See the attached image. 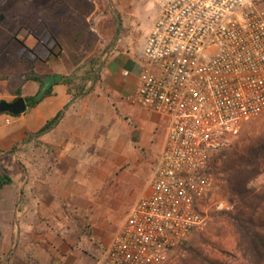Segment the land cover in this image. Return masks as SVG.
<instances>
[{
	"label": "built area",
	"instance_id": "obj_1",
	"mask_svg": "<svg viewBox=\"0 0 264 264\" xmlns=\"http://www.w3.org/2000/svg\"><path fill=\"white\" fill-rule=\"evenodd\" d=\"M153 2L128 102L165 117L164 140L143 193L95 264H164L213 213L231 211L211 163L264 116V0Z\"/></svg>",
	"mask_w": 264,
	"mask_h": 264
},
{
	"label": "rangeland",
	"instance_id": "obj_2",
	"mask_svg": "<svg viewBox=\"0 0 264 264\" xmlns=\"http://www.w3.org/2000/svg\"><path fill=\"white\" fill-rule=\"evenodd\" d=\"M5 10H8L9 18L17 16L21 24L15 25L16 22L7 18L0 22V46L11 36L22 37L24 28L42 35L39 30L42 22L37 24L34 21L49 12L58 18V25L63 23L67 29H75L74 34L80 39L76 50L69 46L68 40L61 38V47L53 48L55 52L60 50L58 56L50 57L48 64L39 62L36 66L42 73L62 76H68L74 70L71 63L78 58L81 60V72L86 69V64L88 66L87 61L91 60L96 67L105 64L111 55H117L118 52L127 51L131 55L134 49L142 50L157 16L153 0H0V12ZM7 51L11 54L19 53L15 42H11ZM37 51L40 52V49ZM62 87L64 85L60 84L56 89ZM57 99L54 97L48 102L50 109L58 108L60 103ZM120 102L117 113L112 112L111 129H114V134L111 143L118 140L114 153L126 158L127 167L121 174L119 172L125 165H117L115 158L108 155V135L104 131L103 156H92V149L88 148L84 157L71 158V164L82 171L77 179L66 183L63 188L57 181L54 185L56 197H53L51 205H37L33 207L34 210L29 206L27 218L18 221L16 213L20 210V200L14 201L11 210L8 205V199L16 198L15 194L20 192H16L18 182L31 181L32 171L38 167H49L47 176L57 180L63 175L58 168L62 170L68 166V159L50 156L47 152L40 156L37 151L47 148L39 147L38 142L33 147L34 143L31 142L18 145L14 153H8L5 162L0 163L13 180L11 186L0 191V254H11L12 248L8 251L2 249L12 244L15 246L18 240L23 241L22 238H9V233L16 227L21 231L34 229L37 233L41 232V235L47 233L50 242L55 238L56 241L62 240L75 247L68 256V264H93L91 260L95 262L99 258L100 252L96 249L107 246L117 235L128 207L144 191L146 172L137 168L136 162L139 160L135 157V145L131 137L138 136L142 142L153 134L159 137V132L153 130L156 120H159L156 116L129 106L125 95ZM105 124L97 127L100 132L107 128ZM249 159L252 160L251 165L235 171L242 167L238 161ZM234 164L237 165L235 168ZM211 171L216 181V192L221 199L234 205V210H250L256 218H264V116L256 117L240 128L229 148L214 157ZM227 172L230 173L226 175ZM36 173L34 175L40 178L42 174ZM225 177L231 180V190L224 185ZM214 214L203 233L191 237L188 245L176 246L164 264H182L179 258H189L194 250L208 257H217L215 243L218 238L215 234L221 237L225 235V224L229 218L225 214ZM231 214L237 215V211L232 209ZM106 238L110 239L106 241ZM85 252L87 257L83 254ZM50 255V264H54L59 256H64L59 253ZM65 263L62 258L59 264Z\"/></svg>",
	"mask_w": 264,
	"mask_h": 264
},
{
	"label": "crops",
	"instance_id": "obj_3",
	"mask_svg": "<svg viewBox=\"0 0 264 264\" xmlns=\"http://www.w3.org/2000/svg\"><path fill=\"white\" fill-rule=\"evenodd\" d=\"M0 13L3 14L2 20L7 18L12 22H16L15 25L19 26L21 24L17 16L10 18L7 16L8 10L1 11ZM52 14L53 13L49 12L47 15ZM34 22L41 24L42 21L39 18L35 19ZM11 42L16 43L17 51H19L18 54H11L7 51V47ZM21 44L28 49L36 47L37 40L27 31V28H24L22 37L21 35L11 36L0 46V101H13L16 98V91H19L20 96L23 98L35 96L39 92L40 88L37 82H22L21 77L29 73L30 66L26 62H20L14 59L23 54L24 49ZM141 51V49L137 48L134 49L131 55L127 54V51L125 53L118 52L117 55H111L103 65L99 73V80L94 85L92 91L83 98L72 103L70 102L71 96L68 94L67 86L62 82H58L51 86V93L49 96L42 99L34 107L30 109L27 108L24 113L16 117L8 114H0V163H4L5 157L14 145L23 142L28 134L38 132L46 122L53 119L59 112H62L61 119L54 128L38 138L32 139L31 142L34 143L33 147L36 146L35 142H38L39 147L43 146L47 148V150L44 151H37L40 156H44L47 152L50 156L54 155L59 158L68 159V166L62 168V170L58 168L63 175L57 178V180L54 177L51 178L47 176L48 170H50L49 167H38L36 170L34 169V171H32L33 175L31 176V181L27 183H24V181L18 182L16 192L17 190L20 192L15 194L16 198L8 199L10 210L15 205L14 201L20 200V210L16 213L18 221H24L25 218H27L29 206L34 210L33 207L37 205H51L52 201H54L53 197H56L54 185L57 184V181L63 188L66 183H72V181L77 179V176H79L82 171L77 166L71 164V158L84 157L87 155L86 152H88V148L92 149V156H103V147L105 146L103 137L104 131H106L108 135V142L106 143L108 155L115 158V163L117 165H125L119 174L126 169V158L119 157V154L115 155L116 153H114L113 149L116 148L118 140L111 143L114 134V129L111 128L113 113L115 112L116 114L118 111L117 105L121 103L120 101H122L124 95L126 98H129L135 89L138 75L142 67L139 56L141 55ZM39 62L40 61H36L33 65L35 75H52L40 72L36 67ZM45 64H48V61ZM124 72H127V74L124 75ZM60 84H63L64 87L56 89ZM54 97L58 98L57 100H59L60 104L57 109H50L48 107V102ZM127 104L137 110L154 115L159 119L156 120L155 125L153 124V130L155 133L159 132V137L152 133L153 135L148 136L143 142L138 136L131 137L132 143L135 145V157L139 160L136 162L137 168L146 172L144 174L146 178L143 185L145 188L153 163L162 147L166 119L165 117L134 107L130 105L129 102H127ZM102 124L106 125L107 128L105 129L107 130L104 129L100 132V129L98 130L97 127ZM98 135H101L100 139ZM133 138L135 139L134 141ZM39 147L38 150H40ZM131 152L132 151L129 153ZM51 170L55 171L56 169L52 168ZM59 170H57L58 173ZM36 172L42 174L40 178L34 175L37 174ZM27 173L31 174L30 171ZM62 188L61 190H64ZM74 195H72V197ZM6 236H8V234H6ZM11 237L22 238L23 241L20 242V240H18L17 243L15 242V246L12 244L11 247L6 246L2 249L3 251H8L12 248L9 264H50V253L64 255L63 257L59 256V259L55 260V263H61L63 258L66 262L65 264H68V256L75 248L62 240L56 241L55 238L53 242H50L49 234L43 233V235H41V232L37 233L34 229L30 231H21L15 227V229L9 233V238ZM114 237L108 245L114 240ZM109 239L110 238H106V241ZM102 249L103 247H100L96 250L101 254ZM83 254L86 257L88 256L86 252ZM91 261L93 264L95 263L93 260Z\"/></svg>",
	"mask_w": 264,
	"mask_h": 264
},
{
	"label": "trees",
	"instance_id": "obj_4",
	"mask_svg": "<svg viewBox=\"0 0 264 264\" xmlns=\"http://www.w3.org/2000/svg\"><path fill=\"white\" fill-rule=\"evenodd\" d=\"M41 21L42 27L39 28V30L42 32V35H39L35 31L27 28V31L37 40L36 47L33 49H28L24 47L23 44H21L24 49L23 54L20 57L14 58L17 61L26 62L30 66L29 73L21 77L22 82L35 81L39 84V88L43 83V78L46 76L35 75L33 71L34 63L36 61L46 63L50 57L56 58L60 50L55 52L53 48L61 47L62 44L59 40L61 38L68 40L69 46H71L75 50L80 45V39L76 38L77 36L74 32L75 29L71 27L70 29H67L66 25H64L63 23L61 25H58V18L56 16L44 14L41 16ZM51 23H55V25H50ZM50 44H52V47L50 46ZM38 49H40V52L37 51ZM91 62V60L87 61L88 66L86 64V69H83V71L79 72V70H81L82 68L79 67L81 60L80 58H78L71 63V67L74 70L68 76H62V80L60 82L67 86L68 94L71 96V103L80 98H83L85 95L90 93L94 85L99 80V73L104 63L102 65L94 67V62ZM50 93L51 87L45 92L42 99L49 96ZM37 95L24 98L27 102L28 109L34 107L42 100H36ZM15 96L16 98L20 97V92L16 91ZM61 116L62 112H59L53 119L46 122L38 132L34 134H28L23 142L18 145L30 143L32 139L38 138L39 136L54 128L61 119ZM134 140L135 139L133 138V141ZM18 145H14L9 153L13 154ZM238 162L242 163V167L240 169H235V171L242 170L244 169V167L251 165L252 160L249 159L245 162L241 160ZM236 166L237 165L234 164L233 167L235 168ZM229 173L230 172H227L226 175H228ZM224 181V185L227 187V189L231 190V180L226 179L225 177ZM12 184V178L0 166V191L5 189L6 187L11 186ZM232 209L233 211H237V215L231 214L232 210L226 213H221L227 215L229 220L225 224V235L222 234L221 237L220 234H215V237L218 238L217 243H215V248L218 250V256L208 257L202 252L194 250L190 253L189 258H179L182 264H264V218H256L254 216V213L250 210H234V205ZM213 214L212 216L216 215ZM201 233H203V231L197 232L194 235L198 236ZM194 235H192L191 237H193ZM191 237L180 241L177 246L182 247L184 245H188V241L191 239ZM9 257L10 253L6 256L0 254V264H9Z\"/></svg>",
	"mask_w": 264,
	"mask_h": 264
},
{
	"label": "water",
	"instance_id": "obj_5",
	"mask_svg": "<svg viewBox=\"0 0 264 264\" xmlns=\"http://www.w3.org/2000/svg\"><path fill=\"white\" fill-rule=\"evenodd\" d=\"M3 15H0V21L2 20ZM62 80L61 74H52L43 78V83L40 87L39 94L36 96V100L42 99L45 92L55 83H58ZM27 109V102L23 97H17L11 102L0 101V114H8L11 116H18L25 112Z\"/></svg>",
	"mask_w": 264,
	"mask_h": 264
}]
</instances>
